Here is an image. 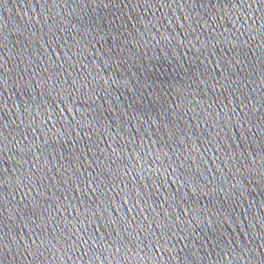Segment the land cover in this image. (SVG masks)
I'll return each mask as SVG.
<instances>
[{
    "label": "water",
    "instance_id": "1",
    "mask_svg": "<svg viewBox=\"0 0 264 264\" xmlns=\"http://www.w3.org/2000/svg\"><path fill=\"white\" fill-rule=\"evenodd\" d=\"M0 264H242L0 185Z\"/></svg>",
    "mask_w": 264,
    "mask_h": 264
}]
</instances>
